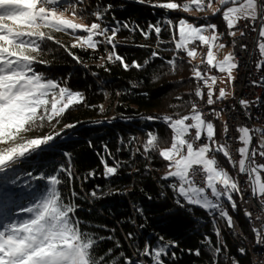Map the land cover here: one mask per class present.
Segmentation results:
<instances>
[{
	"label": "snow or ice",
	"instance_id": "6c2138e0",
	"mask_svg": "<svg viewBox=\"0 0 264 264\" xmlns=\"http://www.w3.org/2000/svg\"><path fill=\"white\" fill-rule=\"evenodd\" d=\"M139 2L144 3L145 0ZM80 3L82 0H76V3L72 0H0V203L7 209L0 211V264H121V261L123 264H145L142 260L134 262L122 251L113 256L111 248L103 255L97 254L96 249L104 240L114 241L116 248L122 246L115 240L114 235L99 236L82 230L83 222L76 216L78 205L74 203L78 194L72 189L71 196L65 197L60 187L64 183L71 184V167L62 166L52 173L36 174L33 171L22 174L19 169V165L31 163L33 159H38L49 151L53 147L52 142L61 135L57 132L29 138L27 134L44 127L45 124L52 125L54 120L59 122V118L70 108L84 103L81 92L46 78L34 67L44 63L40 59L43 53L42 44L53 40L52 32L71 30L73 34L83 33L75 36L77 43L71 45L73 48L96 51L101 44L110 45L112 50L107 54L108 62H119L125 70H139L149 62L146 60L142 65L133 61L129 65L115 52L116 35L120 29L119 26L111 29L102 26L106 11L92 13L95 20L101 22H75L77 19H83L77 12V5ZM214 3L220 7L214 8ZM153 6L183 12L193 10L194 6L195 10L201 12L211 10L213 15L223 9L222 19L226 22L228 34L233 37L236 32L232 30L240 21H250L255 25L259 20L258 52L264 58V0H190V3L183 5L167 2ZM110 9L111 5L106 6V10ZM66 13H70L72 18H67ZM167 23L171 25L172 21L168 20ZM256 30V27H253V31ZM161 31L159 25H149L147 32L141 29L145 38L151 32L159 38ZM178 32L179 39L175 48L186 53L187 57L195 59L198 55L196 49L190 45L198 42L207 48V71H201L198 66L192 69L194 79L200 82L194 95L205 100L207 105H214L217 100L226 99L228 93L224 89H219L218 95L216 94L214 86L218 77L208 75V72L216 69L219 73H226L229 80H233L232 73L238 65L231 53L223 60L217 59L214 49L222 50L226 47L224 43L219 42L222 34L217 32V26H194L181 18L178 21ZM69 54L81 62L79 57L71 52ZM157 55L152 53V57ZM167 63L171 65V70H176L175 59L168 60ZM261 66H264V59L258 61L257 67ZM204 89H207V92ZM240 104L245 109L249 106V102L245 100H241ZM100 110L103 111V106H100ZM212 114L217 118L220 116L219 112L214 111ZM148 119H162L171 130V143L164 148L160 147L158 134L149 132L143 154L147 157L149 153H156L163 161L168 162V170L162 179L173 181L168 187L174 193L175 203L179 207H198L214 218L218 216L230 229L233 228V219L222 201H227L232 209H236L234 194L240 193L241 189L238 180L219 165L217 154L227 158L233 168L238 165V172L248 177L252 196L264 206V179L261 175L264 173V164L256 162L257 155L264 157V131L252 130L246 126L238 128L240 159L234 161L227 142L220 144L215 140L214 123L205 119V114L198 109L195 102H190L189 114L177 113L175 116ZM65 127L73 128L75 125L67 124ZM224 131H228L227 124ZM253 131H260L257 146H253ZM64 155L70 159L69 153ZM108 155L113 160L112 165L101 157L105 178L116 176L122 164L112 157L110 152ZM61 174H64L67 180ZM22 175L26 178L23 182ZM89 175L94 177L95 172H90ZM37 181L41 183L37 185ZM17 188L21 191L14 193ZM14 194L19 195L21 200L26 195L29 201L20 206L19 211L8 209ZM89 195L99 198L96 191ZM148 198L151 199L150 196ZM137 211L143 215V209ZM246 215L251 217L250 213ZM102 227L107 229L106 225ZM110 231L114 234L116 229ZM253 231L257 244L264 247V233L255 228ZM215 235H221L218 228ZM128 238L132 239V233H128ZM202 243L208 245L213 255V264H217L216 258L225 247L223 243L213 245L211 238L207 236ZM169 246L178 245L172 241L167 245L152 248L146 243L143 249L137 250V255L147 257L150 264H164L162 257L169 255ZM237 251L241 255L245 254L242 247ZM193 254L199 256L201 253L197 249ZM171 255L175 257V253ZM232 261L233 264H239L235 257Z\"/></svg>",
	"mask_w": 264,
	"mask_h": 264
},
{
	"label": "trees",
	"instance_id": "16d2710c",
	"mask_svg": "<svg viewBox=\"0 0 264 264\" xmlns=\"http://www.w3.org/2000/svg\"><path fill=\"white\" fill-rule=\"evenodd\" d=\"M167 2L183 5L190 0H145L144 3L139 0H82L80 3L91 17L96 11H106L104 20L99 21L102 26L110 29L119 26L120 29L115 52L129 65L133 61L142 65L149 61L139 70H125L119 62H108L110 45L101 44L96 51L71 47L69 32H52L53 40L43 42L40 59L44 63L34 65L36 71L81 92L84 103L70 108L59 122L54 120L52 125L45 124L27 134L29 138L57 132L61 135L52 142L49 151L19 169L22 174L27 171L36 174L52 173L62 166L71 167V184L64 183L60 187L65 197L71 196L72 189L78 194L74 203L78 205L76 216L83 222L82 230L99 236L114 235L122 246L116 248L114 241L104 240L96 249L98 255L111 248L113 256L122 251L134 262L142 260L150 264L147 257L137 255L138 249H143L146 243L156 248L174 241L178 246L168 247L169 255L162 257L164 264H213L210 248L202 243L207 236L213 245L222 242L225 246L216 258L217 264H232L233 257L239 264H253L247 247L236 240L234 228L230 229L223 219L213 221L208 212L198 207H179L168 187L173 181L162 179L168 170V162L156 153H149L147 157L143 154L149 132L158 134L161 148L168 147L172 138L171 130L162 119L149 117L189 114L190 102L197 103L199 99L194 95L198 82L192 71L197 63L175 48L179 39V19L188 18L198 24L214 22L225 35L224 43L227 40V46L231 47L233 41L226 35L222 12L213 16L204 11L198 17H191L182 10L153 6ZM108 5H111L110 10H106ZM168 20L172 21L171 25ZM149 25L161 27L159 38L154 32L147 38L142 35L141 29L147 32ZM69 52L81 62L73 59ZM153 52L158 55L152 57ZM171 59L176 60L175 71L167 63ZM261 68L264 72V66ZM262 87L264 90V81ZM67 124L75 127L66 128ZM109 152L122 164L116 176L105 178L101 157L112 165ZM64 153H69L70 159ZM93 171L94 177L89 175ZM61 175L67 180L64 174ZM25 179L22 175V182ZM14 191L19 193L21 189ZM93 191L99 198L89 195ZM24 201L29 202L28 199ZM137 209H143V215ZM229 209L232 218L243 224L248 233L250 223L240 207L238 211H233L230 206ZM105 225L107 229L102 227ZM113 228L116 229L114 234L110 231ZM217 228L220 237L215 235ZM128 233H132V239L128 238ZM241 247L245 249L243 255L237 251ZM197 249L201 253L199 256L193 254ZM171 253H175L174 258Z\"/></svg>",
	"mask_w": 264,
	"mask_h": 264
},
{
	"label": "bare ground",
	"instance_id": "6f19581e",
	"mask_svg": "<svg viewBox=\"0 0 264 264\" xmlns=\"http://www.w3.org/2000/svg\"><path fill=\"white\" fill-rule=\"evenodd\" d=\"M206 2V0H205ZM215 5V3H214ZM236 31L238 32V34L234 37L233 41H232V53L236 58V62H237V70H236V76H235V80H234V88H233V92L232 95H234L235 93V87L236 84H239V78H240V68L242 65V54L239 51V44H240V39L243 37V35H241V32H243V29H236ZM221 43H224V40H221ZM190 47H194V45H190ZM195 49L199 54V58L197 59V65L200 68L201 65L204 64L205 62V56H206V47L199 45V43L195 44ZM261 59H263L262 57L258 58V61H260ZM258 64V62H257ZM215 70V75L217 77H219V72L216 69H212ZM258 70V81L262 82L264 81V72L262 70L261 67H257ZM220 89V86H215V91L216 94L218 95V91ZM205 92H207V89H205ZM206 99V98H205ZM215 99V97H214ZM197 106L198 104H200V98L197 101ZM206 108H207V112H209L212 115V122L217 125L219 128V133H218V137L220 139V144H224L225 142H227L228 144V150L233 158L234 161L236 160V157L234 156V153L231 149L230 146V132H231V121H232V112H234V104L231 98H227L224 101L221 100H217L216 103L214 105H207L205 102ZM256 106L252 113L250 114V121H252V130H258V128L262 129L264 131V90L263 87L261 86L259 92H258V96L256 98ZM199 109V106H198ZM219 112L220 116L219 118H217L216 116H214L212 113L213 112ZM223 118L226 119L225 123H223ZM225 124H227L228 127V131L227 133H225L224 131V126ZM253 133L255 134V141L256 144L258 143V131H253ZM75 138H78V135H74ZM215 137V140L217 141V138ZM216 159L218 160L219 165L225 169V165L223 162H221L220 158H219V154H217ZM263 160V164H264V157H262ZM230 166V171L231 173L234 175V178L238 180L239 185H240V193L238 194H234L237 199H238V205L241 209V211L244 213V215L246 216L248 222L250 223V227L252 229L253 232V239H250V236H247L248 234L245 232L244 226L243 224H241L238 220H236L235 218L233 219V228L235 231V237L236 240L239 242H243L244 245L247 247L248 251L250 252L253 262L254 264H261V260H260V255L264 256V247L260 246L257 244L256 242V238H255V233L253 231V229L255 228L256 230H259L263 233L262 228H260V225L256 222V217L254 215V213L252 211H250L251 208V200L249 198V196H246V190L244 189V180H243V174H240L238 172V165L236 168H233L232 165L229 163ZM226 170V169H225ZM241 197H243L241 199ZM225 204V208L227 210L229 209V204L224 201L223 202ZM246 213H250L251 217L249 218ZM211 219L213 221H218L220 218H218V216L216 218H214L213 216H211ZM233 264V262H232Z\"/></svg>",
	"mask_w": 264,
	"mask_h": 264
},
{
	"label": "built area",
	"instance_id": "2783aa9c",
	"mask_svg": "<svg viewBox=\"0 0 264 264\" xmlns=\"http://www.w3.org/2000/svg\"><path fill=\"white\" fill-rule=\"evenodd\" d=\"M259 24L258 20L255 25L250 21H240L235 29H243V37L240 39L239 51L242 54V65L240 68V78L239 84H236L235 93L229 98L232 99L234 104V112H232V121H231V132H230V146L238 161L240 159L238 149L241 146L238 142L239 133L237 131L240 127H248L252 129V121H250V114L256 106V98L258 92L262 86V82L258 81V70L257 62L260 58L258 52V42L259 37ZM253 27H256V31H253ZM198 43V42H197ZM195 48V45H194ZM207 52V48H206ZM201 71H207L205 68V62L200 67ZM208 75H215V70L208 72ZM255 82V83H254ZM200 82H198L199 84ZM219 86V85H216ZM205 91V89H204ZM245 100L249 102L247 109L241 106L240 101ZM199 110L205 114V119L212 122V115L207 112L205 105V100L200 99V104H198ZM194 134V130H193ZM253 146H257L255 141V134L253 133ZM203 143V140L201 141ZM257 164H263L262 157L257 155L256 157ZM262 179H264V173L261 174ZM199 180V178H197ZM244 180V189L246 190V196H249L251 200V208L256 217V222L260 225L264 233V206H261L260 201L253 197L251 194V187L248 182V177L243 174ZM261 264H264V256L260 255Z\"/></svg>",
	"mask_w": 264,
	"mask_h": 264
},
{
	"label": "rangeland",
	"instance_id": "374dc122",
	"mask_svg": "<svg viewBox=\"0 0 264 264\" xmlns=\"http://www.w3.org/2000/svg\"><path fill=\"white\" fill-rule=\"evenodd\" d=\"M72 2L73 3H76V0L75 1H73L72 0ZM83 5H80V4H78L77 5V12L79 13V15L80 16H82L83 17V19H77L75 22H77V23H85V24H91V23H93V22H99V21H96L95 20V17H91L90 16V13H88L87 12V8H84V7H82ZM213 7L214 8H216V7H220L218 4H215V5H213ZM223 11V9H221V12ZM208 12H209V14H211V15H213V12L211 11V10H208ZM189 13V15L191 16V17H198L199 15H200V13H201V11H198V10H195V9H193V10H191V11H189L188 12ZM220 12H218V13H216V15H218ZM216 15H213V16H216ZM66 16H67V18H69V19H71L72 18V16H71V14L70 13H66ZM185 20H187L189 23H192L194 26H203V25H205V24H198V23H196V22H194V21H192L191 19H188V18H184ZM210 24H215L216 26H217V24L216 23H214V22H212V23H210ZM232 31H235L236 32V35L238 34V32L236 31V29L234 28ZM67 32H69V33H71V34H69V35H71L70 37H69V39H71V41H72V44H74V43H77V41H76V39H75V36L76 35H78L79 33L77 32V33H75V34H73L72 32H71V30H68ZM217 32L218 33H220V31H219V29H218V26H217ZM62 33V32H61ZM65 32H63L62 34H64ZM221 34V33H220ZM227 34H228V29H227ZM81 35V34H80ZM235 35V36H236ZM228 36H230L229 34H228ZM230 37H233V36H230ZM233 39H234V37H233ZM221 42V41H220ZM259 42H260V40H259ZM232 46V45H231ZM214 52L216 53V55H217V59L218 60H223L224 59V57L226 56V55H228L229 53H231V54H233L232 53V49H231V47L230 46H227L226 45V47L224 48V49H222V50H219V49H214ZM198 53V52H197ZM199 58V54L196 56V58L195 59H192L193 61H197V59ZM264 59V58H263ZM198 62V61H197ZM196 62V63H197ZM198 66V65H197ZM262 67V66H261ZM236 69L237 68H235L234 70H233V73H232V75H233V77H234V79L233 80H229L228 79V77H227V74L226 73H220V86H221V89H224L227 93H228V95L227 96H231L232 95V92H233V88H234V86H233V81L235 80V76H236ZM227 98V97H226ZM225 121H226V119L225 118H223V123H225ZM216 128V127H215ZM250 129V128H249ZM258 130H260V131H263L262 129H260V128H258ZM260 131H258V143H259V139H260ZM215 137H218V135H217V131H216V136ZM217 142L219 143L220 142V139H219V137L217 138ZM227 159V158H226ZM222 162V161H221ZM225 169L228 171V173L230 174V175H232L233 177H234V175L231 173V171H230V169H229V166H227L226 165V167H225ZM14 193H16L15 191H14ZM27 195V194H26ZM26 195H25V198L23 199V200H21V197L20 196H16L15 194L11 197V200L9 201V204H8V209H11L12 211H19V207L20 206H22V205H24V204H27L28 202H25L24 200L25 199H27L26 198ZM234 199L236 200V198L234 197ZM19 202V203H18ZM224 201H222V203H223ZM227 202V201H226ZM228 203V202H227ZM236 203H237V207H236V209H232L233 211H238V209H239V205H238V202H237V200H236ZM230 206V205H229ZM231 207V206H230ZM2 210H7V209H5L4 208V205L2 204V203H0V211H2ZM227 210V209H226ZM228 212H229V214H230V210H227ZM230 216L232 217V215L230 214ZM248 235L247 236H250V239L252 240L253 239V232H252V229H251V227H249V232L247 233ZM236 238V237H235ZM250 256H251V254H250ZM251 259H252V256H251ZM233 262V261H232ZM252 262H253V259H252ZM253 264H254V262H253Z\"/></svg>",
	"mask_w": 264,
	"mask_h": 264
},
{
	"label": "crops",
	"instance_id": "0c3cea01",
	"mask_svg": "<svg viewBox=\"0 0 264 264\" xmlns=\"http://www.w3.org/2000/svg\"><path fill=\"white\" fill-rule=\"evenodd\" d=\"M220 33L222 34V38H221V40H222V39L224 40V39H225V35H224L222 32H220ZM226 35H228V34H226ZM227 37H230V36H227ZM232 38H233V37H232ZM221 40H220V41H221ZM220 41H219V42H220ZM220 43H221V42H220ZM226 43H227V40H225V43H224V44L227 45ZM196 62H197V61H196ZM236 70H237V69H236ZM219 82H220V73H219V77H218V80H217L216 85H219V86H220V83H219ZM233 84H234V81H233ZM216 85H215V86H216ZM215 86H214V87H215ZM220 89H221V86H220ZM229 97H230V96H227V98H229ZM227 98H226V99H227ZM226 99H223V100H221V101H224V100H226ZM214 125H215V124H214ZM215 127H216V131H217V135H218V133H219V129H218V128H219V127H218L217 125H215ZM219 158H220V160L224 163L225 166H226V165L229 166V162H228V160H227L225 157H223L222 154H219ZM225 160H226V161H225ZM229 169H230V166H229Z\"/></svg>",
	"mask_w": 264,
	"mask_h": 264
},
{
	"label": "water",
	"instance_id": "95a60500",
	"mask_svg": "<svg viewBox=\"0 0 264 264\" xmlns=\"http://www.w3.org/2000/svg\"><path fill=\"white\" fill-rule=\"evenodd\" d=\"M253 144H254V141H253Z\"/></svg>",
	"mask_w": 264,
	"mask_h": 264
}]
</instances>
